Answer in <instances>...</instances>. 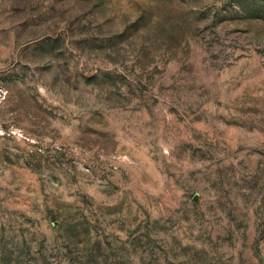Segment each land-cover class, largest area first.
I'll return each mask as SVG.
<instances>
[{"label": "rangeland", "instance_id": "1", "mask_svg": "<svg viewBox=\"0 0 264 264\" xmlns=\"http://www.w3.org/2000/svg\"><path fill=\"white\" fill-rule=\"evenodd\" d=\"M0 264H264V0H0Z\"/></svg>", "mask_w": 264, "mask_h": 264}]
</instances>
